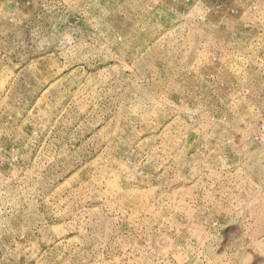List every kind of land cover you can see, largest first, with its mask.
Instances as JSON below:
<instances>
[{
	"label": "rangeland",
	"instance_id": "1",
	"mask_svg": "<svg viewBox=\"0 0 264 264\" xmlns=\"http://www.w3.org/2000/svg\"><path fill=\"white\" fill-rule=\"evenodd\" d=\"M0 264H264V0H0Z\"/></svg>",
	"mask_w": 264,
	"mask_h": 264
}]
</instances>
